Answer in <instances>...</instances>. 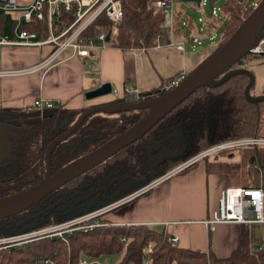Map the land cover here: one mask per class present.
I'll list each match as a JSON object with an SVG mask.
<instances>
[{
    "label": "trees",
    "instance_id": "obj_1",
    "mask_svg": "<svg viewBox=\"0 0 264 264\" xmlns=\"http://www.w3.org/2000/svg\"><path fill=\"white\" fill-rule=\"evenodd\" d=\"M155 1L121 0V20L112 24L101 15L89 25L84 35L109 33L107 45L121 49L156 46L158 37L161 42L169 39V30L165 23L167 12L154 9L151 4ZM251 1L224 0L221 3L220 9L226 17L219 20L223 38L217 47L231 37L243 23L242 18L245 19L253 10ZM214 2L209 0L210 5ZM4 13L0 11V21ZM20 28L37 29L25 24ZM260 39H264V28L255 44ZM248 81L247 75L236 73L218 86L195 89L142 138L63 184L58 190L48 193L30 208L1 219L0 236L62 224L121 199L148 184L163 170L174 169L192 155L220 141L263 136L264 100L251 102L246 99L243 92ZM254 84L249 88V93ZM146 112L145 109L118 112V121L114 123L94 122L87 118L50 153V170L54 172L65 163L100 146L105 140L119 135ZM9 113L13 112L0 109V122L11 125L16 134L15 139L11 140L10 156L0 162V197L17 193L42 178L45 172L42 170L45 162L43 155L48 143L70 125L65 122L67 109L61 104L46 110L41 121L29 126L12 125L7 117ZM239 151V162L230 168H225L224 163H210L207 158L204 161L208 169L219 166L218 169L236 178L239 184L236 186L258 187V182L264 179V147L249 146ZM240 237L237 248L230 256L217 259L210 252L171 245L167 232L152 226L107 223L88 231L41 235L21 247L0 250V264H24L25 260L36 256H51L56 264H78L80 258L86 257L92 261L91 264H96L98 257L108 254H122L118 264H144L145 260L149 264H264V246L256 254L251 253L248 249V232H242ZM151 242L150 251L145 252Z\"/></svg>",
    "mask_w": 264,
    "mask_h": 264
},
{
    "label": "crops",
    "instance_id": "obj_2",
    "mask_svg": "<svg viewBox=\"0 0 264 264\" xmlns=\"http://www.w3.org/2000/svg\"><path fill=\"white\" fill-rule=\"evenodd\" d=\"M30 1L17 0V3L26 6ZM4 14L0 21V37L6 35L11 38L18 14ZM179 32L175 31L171 39L168 35V40L145 49L128 50L106 45L102 49L90 50L87 56H73L30 74H1L0 109L13 113L31 112V109L45 112L36 109L33 103L36 99H47L63 105L67 112H81L83 108L115 99L109 93L89 99L84 97L85 92L103 82L110 83L116 90L121 89L124 83H133L142 91L155 88L181 70L188 73L189 68L207 56L191 65L185 49L167 45L169 40H183L182 37L178 39ZM50 50L51 45L48 44L23 46L0 43V71L30 67L44 59ZM234 150L237 151L235 155L221 152L215 158L207 157V161L218 165L224 163L225 168H230L240 160V151ZM218 168L212 166L208 169L204 159L198 160L132 199L107 209L100 215L101 223L152 226L175 236L178 247L210 252L217 259L232 254L244 231L248 232V249L258 243L264 245V223L222 222L213 228L204 223L217 207L221 190L239 185L236 178ZM258 188L264 193V179L258 182ZM121 258L122 254H117L114 264H118ZM95 261L97 264V259Z\"/></svg>",
    "mask_w": 264,
    "mask_h": 264
},
{
    "label": "built area",
    "instance_id": "obj_3",
    "mask_svg": "<svg viewBox=\"0 0 264 264\" xmlns=\"http://www.w3.org/2000/svg\"><path fill=\"white\" fill-rule=\"evenodd\" d=\"M174 2L175 0H157L153 2L151 6L156 10L164 9L166 12H169V23H167L169 38L173 32L181 31L179 32L181 33L180 37L184 39V31L189 23L188 21L187 23L179 21V11H176L174 8ZM204 2L205 0H199V3L196 4L203 9L202 5ZM258 2L259 0H252L250 5L254 8ZM218 10L220 11L219 20L224 19L226 16L222 13L220 8ZM0 11L5 13L16 12L18 14L13 26V36L11 38H8L6 35L1 36L0 43L23 46L51 45L50 52L40 62L30 65V67L27 68L1 70L0 75L30 74V72L42 70L61 60L73 58V56H87L90 50L102 49V47L106 46L108 42L105 40L106 33L101 32L94 36H85L84 32L89 25L101 15H104L112 24L121 20L123 16L121 0H31L26 6H20L17 3V0H0ZM217 14V10L213 8L211 11L213 19L208 20L207 18H198V21L202 23L204 29H208L210 24L211 26L215 24L214 21ZM242 20H244V18H242ZM22 23L25 25H31L37 29H22L20 28ZM191 37L192 43H200L197 37ZM222 38L223 37L221 36L220 41ZM159 43H161V41L158 37L157 45H159ZM166 43L169 46H175L179 50L185 49L186 46V42L183 40L179 42H172L169 40ZM258 43L250 48L251 53H262V51H264L260 49ZM186 75L187 72L181 70L163 80L159 86L146 89V91L139 90V88L133 83H124L121 89L116 90L111 87L109 94L115 99L121 100L122 103L153 99L160 97L164 92L175 88V86L184 81L183 79ZM33 104L34 107L40 111L52 109L60 105L47 99H36ZM249 146L263 148L264 135L237 137L220 141V143L211 145L192 155L189 159L178 164L174 169L169 170L163 173V175L150 181L145 187L137 189L134 192L121 197V199L108 203L92 212L65 221L63 224L53 225L49 228L38 229L32 232L0 236V250L14 246L21 247V245H24L26 242L34 240L41 235H61L64 231L73 232L78 230H92L93 227L103 224L100 221H90L92 217L101 215L103 212L107 211V209L115 207L121 204V202L132 199L136 194L149 189V187L163 181L166 177L177 173V171L186 166H189L198 160L211 157V155L219 153L220 151L226 152L234 149L239 150L241 148H249ZM219 195L220 197L217 202V207L211 213L208 220H205L204 222L207 226L213 228L215 224L222 222L236 224L243 223L247 225H251L253 222L264 223V193H262L261 188H245L240 186L227 187L222 189ZM63 227H66L67 229L61 231ZM167 240L171 245L176 246L178 239L173 235L167 234ZM152 245L153 243L151 242L145 249V252L150 251ZM263 246L264 245L260 243L252 245L249 251L256 254L258 250L263 248ZM146 262L147 260L144 261V264ZM91 263L92 261L86 257L80 258L78 262V264ZM24 264H56V260L51 256H36L25 260Z\"/></svg>",
    "mask_w": 264,
    "mask_h": 264
},
{
    "label": "water",
    "instance_id": "obj_4",
    "mask_svg": "<svg viewBox=\"0 0 264 264\" xmlns=\"http://www.w3.org/2000/svg\"><path fill=\"white\" fill-rule=\"evenodd\" d=\"M183 1L199 3V0ZM263 28L264 0H259L258 4L245 17L243 23L231 34V37L189 70L183 79L184 81L175 86V88L153 99L132 101L130 103H118L117 105L103 102L82 110L81 114L66 130L48 143L43 155L45 172L42 178L33 185L17 193L0 197V220L11 215L19 214L30 208L35 203L41 201L48 193L58 190L63 184L76 179L84 172L117 153L120 149L142 138L157 121L199 87H215L227 80L232 74L242 73L249 78L243 92L246 99L251 102L264 100V93L260 96L249 93V88L255 83L253 73L247 68L232 67L234 62L240 60L246 54L251 53L250 48L260 37ZM109 36L110 34L107 33L105 36L106 41H109ZM262 54L264 55V51H262ZM110 90L111 84L103 82L100 86L85 92L84 97L87 99L101 97L104 94H108ZM137 109H145L147 112L144 116L135 121L132 126L119 133V135L105 140L100 146L65 163L54 172L50 170V153L61 141L75 132L78 126L89 118L90 115L97 112L103 114H118V112H132V110ZM12 139H15L14 129H12L9 124L0 122V162H3L10 156Z\"/></svg>",
    "mask_w": 264,
    "mask_h": 264
},
{
    "label": "rangeland",
    "instance_id": "obj_5",
    "mask_svg": "<svg viewBox=\"0 0 264 264\" xmlns=\"http://www.w3.org/2000/svg\"><path fill=\"white\" fill-rule=\"evenodd\" d=\"M224 0H215V2L210 5L209 0H205L204 4L202 5L201 9L195 2H191V1H176L174 2V8L176 9V11H179V15H178V19L181 22L187 23L188 21V25L185 28L184 31V39L183 41L186 42V55L190 61V64L192 65L193 63H195L196 61H199L203 56L206 55H210L212 52H214V49L217 47V44L220 42L221 36H220V32L222 29V23L221 21H219V15H220V11L218 10L221 5V3ZM217 10V17L215 18V24L213 26H211V24L209 25L208 29H204L203 25L201 22L198 21V18H207L208 20L213 19L212 15H211V11L212 9ZM165 23H169V12H167L166 16H165ZM191 36L197 37L200 41L199 44L197 43H192L191 42ZM181 37H178V39H180ZM258 45L260 46V49L264 50V39H260ZM201 61V60H200ZM232 67H243V68H247L248 70H250L255 78V84L253 86V88L251 89L250 93H252V95L255 96H260L263 94V88H264V55L260 52V53H251L249 56H246V58L240 59L236 62L233 63ZM231 67V68H232ZM192 68L188 69L189 70ZM109 104H115L117 105L119 102H122L121 100H108L107 101ZM33 109H31V112H24V113H9L7 114V117L9 118V122L14 125L17 126V124L20 125H25V126H29L30 124H32L33 122L36 121H41L43 119V112H39V111H32ZM48 110V109H46ZM45 110V112H46ZM81 114V112H67V118H66V123L70 124L72 122L75 121V119ZM6 117V116H5ZM119 116L117 114H103V113H93L92 115L89 116V121H94V122H104L107 121L109 123H114L118 121ZM28 128V127H27ZM10 141V140H8ZM38 144V143H35ZM35 144L32 146V148L34 149ZM221 152L224 151H220L219 153H216L214 155H211V157L215 158L217 157ZM226 152H231L232 154H236V150L234 151H226ZM42 170H44L42 168ZM41 170V171H42ZM167 171H162L161 175H163V173H165ZM161 175H157L155 177H153L150 181L154 180L155 178L161 176ZM149 181V182H150ZM149 184V183H148ZM146 184V185H148ZM146 185L141 186L140 188L137 189H141L143 187H145ZM136 189V190H137ZM93 211V210H92ZM100 215L94 216L92 217V219H90V221L95 220V221H100ZM61 224V223H60ZM63 224V223H62ZM59 225V224H57ZM50 227V226H49ZM48 227V228H49ZM46 229V228H43ZM65 229H67L66 227H63L61 231H64ZM60 231V230H59ZM16 247V246H14ZM13 247V248H14ZM11 247H8L7 249H9ZM4 249V250H7ZM117 258V254H108V255H101L100 257L97 258V264H114L115 260Z\"/></svg>",
    "mask_w": 264,
    "mask_h": 264
},
{
    "label": "flooded vegetation",
    "instance_id": "obj_6",
    "mask_svg": "<svg viewBox=\"0 0 264 264\" xmlns=\"http://www.w3.org/2000/svg\"><path fill=\"white\" fill-rule=\"evenodd\" d=\"M71 124V123H70ZM11 126V125H10ZM11 128H12V126H11ZM15 132V131H14ZM16 135V134H15Z\"/></svg>",
    "mask_w": 264,
    "mask_h": 264
}]
</instances>
